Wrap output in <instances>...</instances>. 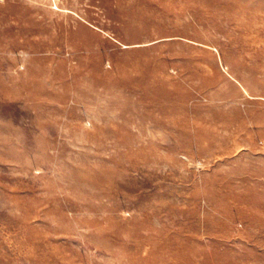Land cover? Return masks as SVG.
I'll return each mask as SVG.
<instances>
[{"label": "rangeland", "instance_id": "rangeland-1", "mask_svg": "<svg viewBox=\"0 0 264 264\" xmlns=\"http://www.w3.org/2000/svg\"><path fill=\"white\" fill-rule=\"evenodd\" d=\"M0 264H264V0H0Z\"/></svg>", "mask_w": 264, "mask_h": 264}, {"label": "bare ground", "instance_id": "bare-ground-1", "mask_svg": "<svg viewBox=\"0 0 264 264\" xmlns=\"http://www.w3.org/2000/svg\"><path fill=\"white\" fill-rule=\"evenodd\" d=\"M247 8H248V6H247Z\"/></svg>", "mask_w": 264, "mask_h": 264}]
</instances>
